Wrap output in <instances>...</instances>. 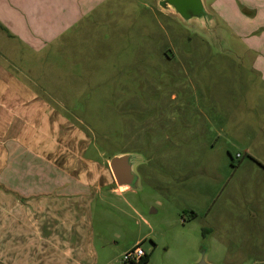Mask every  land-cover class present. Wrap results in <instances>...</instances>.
Listing matches in <instances>:
<instances>
[{
  "label": "rangeland",
  "instance_id": "rangeland-1",
  "mask_svg": "<svg viewBox=\"0 0 264 264\" xmlns=\"http://www.w3.org/2000/svg\"><path fill=\"white\" fill-rule=\"evenodd\" d=\"M113 1L110 16L86 19L54 56L0 27V56L31 64L51 104L52 137L66 150L53 162L82 179L68 198L83 202L79 221L48 220L42 233L75 251L83 236L85 264H126L137 245L147 264H264V72L252 48L264 29L239 34L216 10L247 18L254 0H205L216 22L204 26L157 0ZM126 154L137 179L123 190L110 161Z\"/></svg>",
  "mask_w": 264,
  "mask_h": 264
},
{
  "label": "crops",
  "instance_id": "crops-1",
  "mask_svg": "<svg viewBox=\"0 0 264 264\" xmlns=\"http://www.w3.org/2000/svg\"><path fill=\"white\" fill-rule=\"evenodd\" d=\"M111 1L0 0V26L13 33L22 48L31 49L34 54L49 49L54 56L53 49L64 48L65 37L86 19L93 21L101 10L110 16L116 2ZM124 2L128 1L120 0L119 4ZM244 5L247 18L237 9L236 13L227 14L224 4L217 5L216 10L229 21L232 18V24L233 19L237 20L235 27L239 34L249 35L264 29V2L254 0ZM99 22L96 21L97 25ZM252 46L259 54L258 63L264 72V31ZM4 57L0 56V264H19L20 261L21 264H52L53 258L66 264L68 261L85 264L84 260L91 258L92 251L84 255L83 236H80L82 245L75 251L61 243L53 244L52 237H45L46 227L42 229L45 233L41 231L48 220L79 221L83 202H71L68 198L79 194L82 179H70L66 169L53 162V155L57 159L66 156L65 143L61 138L52 137L51 104L43 97L46 92L43 96L36 92V83L30 79L31 64L22 63L24 68L19 69L11 59ZM52 58L48 57V65H52ZM44 75L42 73L43 79ZM45 86L46 83L42 87L45 89ZM53 145L58 147V156L53 152ZM22 217L26 223L20 222ZM20 231L29 235L23 246L11 241Z\"/></svg>",
  "mask_w": 264,
  "mask_h": 264
},
{
  "label": "water",
  "instance_id": "water-1",
  "mask_svg": "<svg viewBox=\"0 0 264 264\" xmlns=\"http://www.w3.org/2000/svg\"><path fill=\"white\" fill-rule=\"evenodd\" d=\"M204 2L205 0H157L161 12L179 20L200 26L215 24L216 18L205 8ZM136 159V156L129 154L117 155L111 159L110 169L115 183L121 189L134 186L137 179L134 173ZM196 264L208 263L202 258Z\"/></svg>",
  "mask_w": 264,
  "mask_h": 264
},
{
  "label": "built area",
  "instance_id": "built-area-1",
  "mask_svg": "<svg viewBox=\"0 0 264 264\" xmlns=\"http://www.w3.org/2000/svg\"><path fill=\"white\" fill-rule=\"evenodd\" d=\"M146 255L147 253L137 245L132 251L124 255L123 261L126 264H139Z\"/></svg>",
  "mask_w": 264,
  "mask_h": 264
},
{
  "label": "trees",
  "instance_id": "trees-1",
  "mask_svg": "<svg viewBox=\"0 0 264 264\" xmlns=\"http://www.w3.org/2000/svg\"><path fill=\"white\" fill-rule=\"evenodd\" d=\"M1 27V26H0ZM150 256L147 254L139 264H147L149 262Z\"/></svg>",
  "mask_w": 264,
  "mask_h": 264
}]
</instances>
